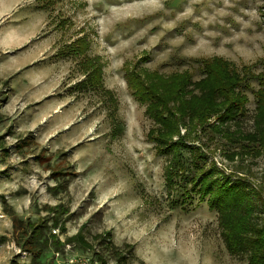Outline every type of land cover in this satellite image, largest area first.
<instances>
[{"label":"rangeland","instance_id":"374dc122","mask_svg":"<svg viewBox=\"0 0 264 264\" xmlns=\"http://www.w3.org/2000/svg\"><path fill=\"white\" fill-rule=\"evenodd\" d=\"M79 38L85 46L74 55ZM85 57L97 58L114 103L78 84ZM217 58L243 84L234 88L243 112L227 124L250 131L264 75V0H0V264L83 254L104 264H119L118 254L129 264H247L225 246L213 193L196 186L203 173L192 183L170 170L175 149L156 143L159 124L127 82L131 70L146 84L149 72L186 71L185 98H198L188 115L203 96L195 83L204 63ZM115 120L122 128L112 135ZM206 120L179 125L170 139L187 146L186 166L223 184L242 180L264 198V145L228 141Z\"/></svg>","mask_w":264,"mask_h":264},{"label":"trees","instance_id":"16d2710c","mask_svg":"<svg viewBox=\"0 0 264 264\" xmlns=\"http://www.w3.org/2000/svg\"><path fill=\"white\" fill-rule=\"evenodd\" d=\"M74 46V48H69V52L78 55L80 53L77 48L83 49L85 42L82 38H79ZM80 67L85 76L78 84L98 89L105 99L109 98L108 101L114 103L113 92L104 88L100 83L101 66L97 58L85 57L84 60L80 61ZM203 71L206 73L205 77L195 83V86L202 90L203 96L200 98L198 106L188 115V109L194 104L192 100L198 98L193 96L185 98V95L189 94L187 86L192 84L190 75L186 71L169 76H157L156 72H149L151 73V79L146 84L142 81V77H139L136 70H131L128 73L127 82L137 98L148 102L146 111L159 124L154 136L156 143L160 147H166L169 144L175 149L170 170L184 172L183 180L189 178L188 182L192 183L203 173L196 186L198 185L199 190L203 192L213 193L210 206L218 209L224 228L223 240L227 250L234 254L246 255L247 264H264V198H260L259 193L242 180L223 184L212 176V171L206 173L201 168L193 169L190 165L189 168L186 166L181 154L182 149L187 146H183L179 141L170 142L173 134H179V125L187 127L190 123L192 125H195V122L200 124L213 116L214 120L218 121L217 124L211 123V128L215 133L224 136L231 142L240 143L241 140H245L247 142L246 146L256 143L263 147L264 75L258 76L261 88L255 93L256 111L254 113L253 129L242 132L238 128L232 130L230 124H227L228 121H233L239 114H242L244 109L245 98L240 93L241 91L234 89L235 86L241 84L242 78L230 67L228 61L222 58L214 59L208 65L204 63ZM185 116H189L195 122L189 118L188 121H185ZM237 123L238 120L235 121L236 125ZM121 128L119 121L115 120L111 130L113 133L111 134L116 135L121 131ZM171 174L173 173L169 171L168 176L172 177L174 175ZM244 191L246 193H243ZM256 207L261 209L259 214H255ZM12 219L13 221L16 220L15 218ZM25 225L30 226L31 224L26 221ZM34 227L35 225L31 229L30 237L37 238L39 232L36 233ZM40 242L41 240L38 238L35 240L36 245H40ZM44 245L42 244L39 248L36 257L42 254L44 247H46ZM113 253L116 257L115 253L119 252L113 250ZM116 259L119 264H129L119 254Z\"/></svg>","mask_w":264,"mask_h":264},{"label":"built area","instance_id":"2783aa9c","mask_svg":"<svg viewBox=\"0 0 264 264\" xmlns=\"http://www.w3.org/2000/svg\"><path fill=\"white\" fill-rule=\"evenodd\" d=\"M52 231L55 232V230ZM66 247L69 248V245H66ZM55 256L59 258L61 257L59 253H55ZM59 264H104V263L91 254L89 255L83 254L73 258L69 257L67 259H64L62 263L59 262Z\"/></svg>","mask_w":264,"mask_h":264}]
</instances>
